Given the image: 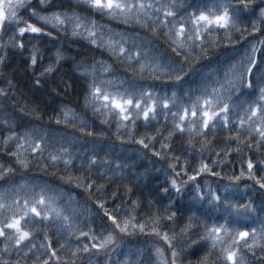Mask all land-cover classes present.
Segmentation results:
<instances>
[{
  "label": "trees",
  "instance_id": "trees-1",
  "mask_svg": "<svg viewBox=\"0 0 264 264\" xmlns=\"http://www.w3.org/2000/svg\"><path fill=\"white\" fill-rule=\"evenodd\" d=\"M176 2L177 5H191L193 0ZM195 3L207 7L221 3L237 6L240 0H195ZM261 7H264V0H254L252 10L242 14L239 27L247 29L243 32V38L232 29L229 43L224 30L213 32L210 39L217 40L219 46L207 48V57L200 56L199 49H195L184 63V67L189 69L188 75L179 83L165 74L157 73L159 78H156L148 69L141 74L137 63L117 57L107 43L116 41L129 49L134 43L142 50H150L149 58L157 57L162 64L180 62V58L172 54L163 30L157 34L152 32L154 25L151 22L148 27H141L133 20L124 23L120 18L114 19L89 9L83 0H45L43 4L40 0H31L30 8L20 10L19 17L42 27L44 32L26 33L20 37L14 29L9 28L0 35V45H3L0 47V57L4 59L0 64V89L8 93L7 96L0 95V173L4 176L0 179V196H3L4 203L11 205L13 199H32L43 190L46 202L54 201L62 215L69 217L68 223L72 228H60V222L48 228L44 224H30L28 230L35 233L33 243L37 248L28 252L27 256L23 255V252H27L26 247L21 246L23 251L20 256L10 248V254H2L0 259L8 260L10 264H15L17 260L20 264H41L47 259L40 248L45 242L44 231H47L52 240V249L60 257L59 264H161L155 254L156 248L163 249L165 258L170 261L171 249L161 238L138 231L132 235L114 233L116 244L109 246L106 251H81L72 257L71 252L82 248L84 244L91 247L88 239H77V228L85 232L92 228L95 232L90 235L101 239L112 231L98 202H103L113 215L117 214V206L121 212L131 211L132 203L136 202L139 207L132 214L138 220H144L153 213L163 217L175 211L176 216L172 221L161 220L159 230L168 232L170 236L173 232L176 234L172 243L180 255L177 264H198L206 255L209 264H221L217 251L213 250L209 254L206 242L193 244L203 234L201 221L220 224L228 220L229 226L235 223L241 230L255 227L259 231L260 223L264 220V212L261 211L264 208V189L247 179V172L238 183L232 182L229 177L239 175L241 166L246 169L249 158L256 165L253 169L256 176L264 174L260 171L264 167L261 164L264 161V142L257 143L259 138L255 133L249 139L247 130H241L240 141H247L253 147L250 150L242 143L239 145L241 151L237 153L232 151L238 146L234 139L225 143L227 137H236V129L225 131L219 126L214 131L208 130L203 136L195 133L189 135L186 131L183 134L177 132L169 139L165 137L173 130L171 112L177 111L173 106L174 100L177 104L187 105L204 88H218L221 83H225V74L229 73L233 65L235 73L239 74L243 71L239 62H246L247 56L252 55L253 45L257 47V64L264 65V46L259 44L264 39V25H261L259 32H253L252 29L253 21L259 23L256 17ZM32 10L42 15L53 12L75 13L82 18L83 25L89 28V21H94L96 43L91 42L83 28L78 30L80 35H73L71 24L64 27L45 26L43 21L31 15ZM188 11L189 8L185 7L180 9L179 14L186 17ZM12 38L17 43L23 42L24 47L13 46ZM58 52L60 58L57 63ZM33 54L37 59L34 66L31 64ZM49 66L54 70L44 73ZM85 71L94 72V77L84 76ZM92 79L109 92H150L157 104L156 119L146 123L141 117L136 121L132 136L128 134L127 128H119L118 131L115 116L106 117L105 110L94 112L91 105L86 106L88 84ZM36 80L40 81L39 85ZM101 81H110L111 84L101 85ZM228 95L226 92L225 98ZM165 100L171 111L162 109ZM145 102L150 104L151 100L145 97ZM65 108L72 109L76 118L57 124L56 118L61 117ZM106 119L107 123L104 122ZM26 134L29 139L41 143L42 154L32 152L30 144L21 139ZM40 136L44 137L42 142ZM150 136L156 139L147 149L136 142ZM145 142L148 143V140ZM17 144L24 145L19 152L21 159L30 161L27 168L21 167L11 155L18 151ZM162 144L167 147L162 148ZM62 149L68 152L63 154V159L53 162L49 154L60 155ZM226 152L230 154L226 156ZM64 160H70L71 163L66 166ZM93 160L95 164L91 163ZM201 161L218 172L219 176L207 172L197 175L195 170L200 167ZM213 161L218 163L213 165ZM174 163L176 167L173 170L170 165ZM9 168L13 170L7 171ZM193 175H196V180L190 181L188 177ZM172 179L181 187V194L172 188ZM92 181H95V185L89 192L84 184ZM78 182L80 187H77ZM196 184L205 193L210 185L221 195V203L210 205L207 197L204 201L194 200ZM96 185L103 186L99 192L96 191ZM164 187L168 188L167 193L163 191ZM225 187H228L227 193L223 191ZM225 199L227 203H224ZM249 201L256 209L255 213L243 209L242 206ZM190 216H194L191 221L193 230L184 236L180 230L189 223ZM118 219L122 217L118 216ZM57 228H60V235H57ZM60 244L67 247L61 249ZM4 246L5 241L0 238V252ZM246 255L252 264H259L251 253ZM256 255L260 256L258 249Z\"/></svg>",
  "mask_w": 264,
  "mask_h": 264
},
{
  "label": "snow or ice",
  "instance_id": "snow-or-ice-1",
  "mask_svg": "<svg viewBox=\"0 0 264 264\" xmlns=\"http://www.w3.org/2000/svg\"><path fill=\"white\" fill-rule=\"evenodd\" d=\"M44 2L45 0H40L41 4ZM83 3L91 10L106 14L114 19L120 18L124 23L133 20L141 27H148L149 22H151L154 25L151 29L154 34H157L159 30H163V35L166 37V42L169 43L172 54L175 57H179L180 62L170 61L168 64H162L157 57L149 58L148 51L150 50H142L140 46L134 43L131 49L125 48L123 43L117 44L116 41L110 40L107 43L112 47L117 57H123L129 63H137L141 74H143L145 69H148L156 78H159L157 73L165 74L169 79H174L175 82L179 83L188 75L189 69L184 67V63L188 61L195 49H199L200 56L207 57V48L219 46L217 40L210 39L213 32L221 29L224 30L225 39L229 43L232 40L230 34L232 29L240 33L243 38V32L247 31V29L239 27L241 16L243 13L252 10L254 0H240L237 6L221 3L218 6L214 5L212 7L196 4L195 0H193L191 5L183 3L177 5L176 0H83ZM30 6L31 0H0V35L9 28L14 29L16 35L20 37H23L26 33H43L44 29L42 27L30 23L18 15L20 10L30 8ZM185 7L189 8L186 17L179 14L180 9ZM31 15L36 17L38 21H43L45 26L64 27L67 24H71L73 35H80L78 30L83 28V31L87 32V36L91 42L93 44L96 43L97 32L93 30L96 28L94 21H89L91 25V28H89L83 25L81 22L82 18L75 13L53 12L50 15H42L32 10ZM256 20L259 23L256 21L252 22L253 32H259L261 25H264V7L259 8ZM206 37L209 39H206ZM12 43L15 47H24V43H17L15 38H12ZM259 44L264 46V39H261ZM0 47H3V45H0ZM33 51L35 52V50ZM256 52L257 47L253 45L251 49L252 55L247 56L246 62L243 60L239 62L243 66V71L236 74L235 65L231 66L229 73L225 74V83H221L218 88H204L201 94L187 105L177 104L174 100L173 106L177 108V111L171 112L173 130L165 139H169L177 132L183 134L186 131L189 135L195 133L203 136L208 130L214 131L219 126L225 131H229L232 128L236 129V137H227L225 143L234 139L238 146L232 151L237 153L241 151L239 145L242 143L250 150L253 147L247 141H240L241 130H247L249 139L255 133L259 138L257 143L264 142V65L257 64ZM59 58L60 53L58 52L57 63ZM192 58L196 59V57ZM3 62V57H0V64ZM36 63V55L33 54L31 56V64L34 66ZM53 70V67L49 66L45 68L44 73H50ZM83 75L94 77V72L88 73L85 71ZM105 83L111 84L110 81H101V85ZM36 84L39 85L40 81L36 80ZM88 88L89 92L85 98L86 106L91 105L94 112H101V109L105 110L104 114L106 117L115 116L118 131L119 128H127L128 134L132 136L135 133L136 121L141 119V117L146 123L156 119L157 104L152 99L150 92L137 93L134 90L109 92L105 88L98 86L95 79H92L91 83L88 84ZM226 92L229 93L227 98H225ZM0 95L7 96L8 93L0 89ZM173 96H175V93H173ZM233 96H235V99H233ZM145 97L151 100L150 104L145 102ZM162 109L171 111L167 100L162 102ZM75 118L74 111L65 108L62 110L61 117L56 118V123L60 124L62 120L67 123ZM104 122L107 123V119ZM9 139H12V137H9ZM21 139L25 143L30 144L32 152L43 153L41 143L35 139H29L28 134L21 137ZM146 139L148 143L145 142ZM155 139V136H150L139 139L136 142L147 149L149 144L155 141ZM39 140L42 142L44 137L40 136ZM23 146V144H17L18 151L12 152L11 155L21 167L27 168L30 161L21 159L19 152V149H23ZM161 147L164 148L167 145L162 144ZM67 152V149H62L60 155L50 153L49 158L55 162L63 159V154ZM228 154L230 153H225L226 156ZM154 155L159 156L160 153H154ZM216 155L219 156V153H216ZM63 162L66 166L71 163L70 160H64ZM91 163L95 164L96 161L93 160ZM217 163V161H213V165ZM261 164L264 165V161H261ZM170 167L174 170L176 164H171ZM255 167L256 165L249 158L246 161V169L241 166L239 175L229 177V179L234 183H238L241 178L245 177V172H247L246 178L253 181L260 189H264V174L257 177L255 172H253ZM12 170L11 168L7 169L9 172ZM195 171L197 175L207 172L212 176H219L218 172L213 171L203 161H201L200 167ZM260 171L264 173V167H261ZM3 178V173H0V179ZM188 179L195 181L196 175L189 176ZM94 185L95 181L90 183L85 182L84 184L86 190L89 192H91ZM80 186L78 182L77 187ZM171 186L177 194H181V187L177 185L175 179L171 180ZM102 187V185H96V191L99 192ZM163 191L167 193L168 188L164 187ZM223 191L227 193L228 187H225ZM195 193L194 200L204 201L205 197H207V203L210 205L221 203V195L213 190L210 185L207 186V192L205 193L201 190L200 185L196 184ZM113 195L115 196V194ZM224 203H227L226 199ZM98 207L104 212V217L110 222L112 231L108 232L104 239H101L96 235H90V233L95 232L92 228H89L88 232L77 228L76 230L79 231L77 239H80V237L88 239L91 242V247L88 244H84L82 248H77L71 252L72 257H76L81 251L85 253L91 252L93 249L97 253L106 251L109 246L116 244L115 235H132L138 231L140 234L155 235L161 238L168 248L171 249L169 261V259L165 258L163 249L156 248L155 254L160 258L161 264H177L180 255L172 243L176 234L173 232L170 236L168 232L159 230L161 220L172 221L176 216L175 211L163 217L153 213V215L145 217L144 220H138L132 214L139 207L136 202L132 203L131 211L124 210L121 212L119 206H117L116 215L111 214L103 202H98ZM168 207L170 208L171 204ZM242 207L246 212H256L250 201ZM167 211L168 208L165 209V212ZM261 211L264 212V208ZM6 212L9 214L6 215ZM118 216L122 217V219H118ZM237 216H239V212H237ZM0 217H2L0 219V238H3L5 241V246L0 255L10 254L11 248L17 256H20L23 251L21 246H23L27 248V252H23V255L27 256L28 252H32L33 249L37 248V245L33 243L35 233L28 230V225L30 224H44L45 228H48L60 222V228H72V225L68 223L69 217L62 215L61 210L55 207L54 201L46 202L43 190L32 199L24 198L22 201L20 199H13L11 205L4 203L3 196H0ZM193 218L194 216L189 217V223L184 228H181L180 234L187 236V233L193 230L191 223ZM201 225L203 227V234L200 240L193 241V244H198L200 241L206 242L209 254L213 250L217 251V258L221 261V264H252L246 253H251V256L258 260L259 264H264V220L260 223L259 231L255 227L250 230H241L235 223L229 226L228 220L220 224L215 222L209 224L206 221H201ZM60 228L56 230L57 235H60ZM37 230L40 231L42 229ZM44 240L45 242L40 245V248L43 249L42 255L47 256V259H44L41 264H50V262L59 264L60 257L57 255L56 250L52 249V240L48 237L47 231H44ZM66 247L65 244H60L61 249ZM257 249L260 252V256L256 255ZM37 259L39 260L40 257L37 256ZM0 264H10V261L0 259ZM15 264H20V261L17 260ZM198 264H209L208 256L202 257Z\"/></svg>",
  "mask_w": 264,
  "mask_h": 264
}]
</instances>
